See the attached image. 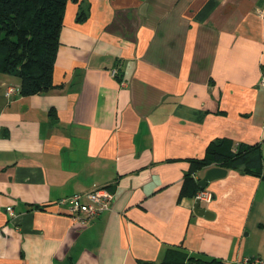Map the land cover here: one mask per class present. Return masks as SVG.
<instances>
[{
    "label": "crops",
    "instance_id": "crops-1",
    "mask_svg": "<svg viewBox=\"0 0 264 264\" xmlns=\"http://www.w3.org/2000/svg\"><path fill=\"white\" fill-rule=\"evenodd\" d=\"M263 7L69 0L53 86L8 95L20 79L0 75V264L264 259ZM222 137L256 145L261 171L227 168L198 215L186 175ZM99 187L112 207L86 223L57 204Z\"/></svg>",
    "mask_w": 264,
    "mask_h": 264
},
{
    "label": "trees",
    "instance_id": "trees-1",
    "mask_svg": "<svg viewBox=\"0 0 264 264\" xmlns=\"http://www.w3.org/2000/svg\"><path fill=\"white\" fill-rule=\"evenodd\" d=\"M69 0H0V75L20 79L16 87L22 95L47 91L53 86V70L60 44V32ZM257 153L254 154L253 152ZM221 166L260 172L261 154L256 145L241 144L222 137L211 141L202 158L191 160L186 181H192L195 194L200 191L194 174L205 168ZM183 251L168 253L160 264H220Z\"/></svg>",
    "mask_w": 264,
    "mask_h": 264
},
{
    "label": "built area",
    "instance_id": "built-area-1",
    "mask_svg": "<svg viewBox=\"0 0 264 264\" xmlns=\"http://www.w3.org/2000/svg\"><path fill=\"white\" fill-rule=\"evenodd\" d=\"M264 15V7L261 9ZM115 74V71L114 73ZM261 85H264V76L261 78ZM16 87L9 86L7 94L16 93ZM201 204L211 201L212 194L206 189H201L195 195ZM114 201V192L107 187H99L86 192H75L63 197L57 204L65 206L67 213L75 220L86 223L87 221L100 216L104 211L111 209ZM8 213L15 216L12 206L7 207ZM239 264H264L260 257H245Z\"/></svg>",
    "mask_w": 264,
    "mask_h": 264
},
{
    "label": "water",
    "instance_id": "water-1",
    "mask_svg": "<svg viewBox=\"0 0 264 264\" xmlns=\"http://www.w3.org/2000/svg\"><path fill=\"white\" fill-rule=\"evenodd\" d=\"M228 169L221 167V166H213L209 167L206 170L205 175L199 179L198 184L200 189L207 188L209 182L223 178L227 175ZM194 211L198 215L206 216V217H212L214 214L211 210H208L207 208L201 206V202L199 199H196L194 203Z\"/></svg>",
    "mask_w": 264,
    "mask_h": 264
},
{
    "label": "clouds",
    "instance_id": "clouds-1",
    "mask_svg": "<svg viewBox=\"0 0 264 264\" xmlns=\"http://www.w3.org/2000/svg\"><path fill=\"white\" fill-rule=\"evenodd\" d=\"M206 189V188H205Z\"/></svg>",
    "mask_w": 264,
    "mask_h": 264
}]
</instances>
